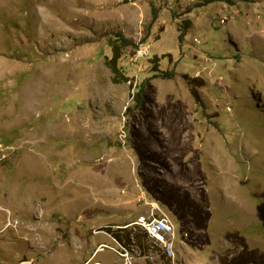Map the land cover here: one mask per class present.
I'll use <instances>...</instances> for the list:
<instances>
[{
    "label": "rangeland",
    "instance_id": "1",
    "mask_svg": "<svg viewBox=\"0 0 264 264\" xmlns=\"http://www.w3.org/2000/svg\"><path fill=\"white\" fill-rule=\"evenodd\" d=\"M206 1L0 0V264H127L152 207L170 264H264V0Z\"/></svg>",
    "mask_w": 264,
    "mask_h": 264
},
{
    "label": "trees",
    "instance_id": "2",
    "mask_svg": "<svg viewBox=\"0 0 264 264\" xmlns=\"http://www.w3.org/2000/svg\"><path fill=\"white\" fill-rule=\"evenodd\" d=\"M214 3L226 4L228 6H235L236 4L235 0H207L206 1V5H210ZM156 16L154 20H156ZM184 27H185L184 31H187L190 28V22L186 21ZM186 35H187L186 32H182L179 39L183 41ZM133 46H135L133 42L125 39L122 36H116L115 39L109 40V47L111 49L112 58L108 61V67L109 69H111V71L115 75L116 82H132L133 83L132 79H129L128 77H126V75L124 74V71L119 66V61L123 59L125 54H127L129 48ZM156 60H157L156 58L153 59L154 62ZM173 76H174L173 73L164 72V73H161L160 78L168 79V78H173ZM198 82H199L198 79H191L189 81L190 86H191L190 88L191 94L192 96H194V98L197 101L200 100V96L198 94V88H201V86H203ZM193 84L197 86H193ZM145 88H146V83H143L139 88H135L136 94L134 95L133 99L136 104V108L142 107V103L144 101V96H145ZM128 225L124 227H120L119 229L115 231H113L111 228H107V232L117 242L120 248H126V249L131 250V248L134 247L136 250L140 252L141 257H146L150 255L151 249L155 247V243L153 242V240L140 227H135L136 229L135 230L133 227H128ZM159 259H163V261H167L169 264L171 263L164 256H162Z\"/></svg>",
    "mask_w": 264,
    "mask_h": 264
},
{
    "label": "built area",
    "instance_id": "3",
    "mask_svg": "<svg viewBox=\"0 0 264 264\" xmlns=\"http://www.w3.org/2000/svg\"><path fill=\"white\" fill-rule=\"evenodd\" d=\"M159 211V208L152 207L146 215L139 216L137 220H143L148 225V232H146V234H148L152 240H161V245L163 247L162 256L172 263L177 256L179 235L173 220L166 214L161 213L160 215ZM120 249L123 253L122 258L127 264H135L136 258H142L141 255L136 254L134 247H132L131 250L126 248ZM146 259L152 260V254L150 253Z\"/></svg>",
    "mask_w": 264,
    "mask_h": 264
},
{
    "label": "bare ground",
    "instance_id": "4",
    "mask_svg": "<svg viewBox=\"0 0 264 264\" xmlns=\"http://www.w3.org/2000/svg\"><path fill=\"white\" fill-rule=\"evenodd\" d=\"M132 227L135 229V227H140L142 230H145V232H148V225L143 220H137L135 224L132 225ZM136 230V229H135ZM153 242L162 249L163 247L161 245V240H153ZM158 247H153V249H158ZM159 250V249H158ZM137 255H140L139 252H136ZM29 264V263H26Z\"/></svg>",
    "mask_w": 264,
    "mask_h": 264
},
{
    "label": "clouds",
    "instance_id": "5",
    "mask_svg": "<svg viewBox=\"0 0 264 264\" xmlns=\"http://www.w3.org/2000/svg\"><path fill=\"white\" fill-rule=\"evenodd\" d=\"M149 211H150V209H149ZM149 211H147L146 213H148ZM137 219H138V218H137ZM136 221H137V220H136ZM136 221H135V222H136ZM135 222H133V223H135ZM131 224H132V223H131ZM129 225H130V224H129ZM129 225H128V226H129ZM146 257H147V256H146ZM146 257H142V258L146 260ZM157 259H158V258H157ZM147 260H150V259H147ZM170 262H171V261H170Z\"/></svg>",
    "mask_w": 264,
    "mask_h": 264
},
{
    "label": "crops",
    "instance_id": "6",
    "mask_svg": "<svg viewBox=\"0 0 264 264\" xmlns=\"http://www.w3.org/2000/svg\"><path fill=\"white\" fill-rule=\"evenodd\" d=\"M233 7V6H232Z\"/></svg>",
    "mask_w": 264,
    "mask_h": 264
}]
</instances>
